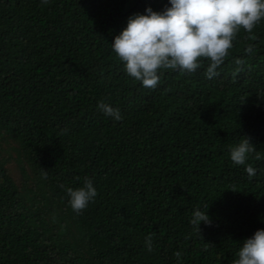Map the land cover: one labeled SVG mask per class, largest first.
Wrapping results in <instances>:
<instances>
[{"label":"trees","instance_id":"1","mask_svg":"<svg viewBox=\"0 0 264 264\" xmlns=\"http://www.w3.org/2000/svg\"><path fill=\"white\" fill-rule=\"evenodd\" d=\"M0 264H264V0H0Z\"/></svg>","mask_w":264,"mask_h":264},{"label":"rangeland","instance_id":"2","mask_svg":"<svg viewBox=\"0 0 264 264\" xmlns=\"http://www.w3.org/2000/svg\"><path fill=\"white\" fill-rule=\"evenodd\" d=\"M0 156L8 159V161L5 163V167L7 168L8 172L10 175L16 180L20 181L21 176V171L20 168L22 167L19 165L17 158H16V153L13 149V145L10 144L9 146L6 145L3 147V151H0Z\"/></svg>","mask_w":264,"mask_h":264}]
</instances>
